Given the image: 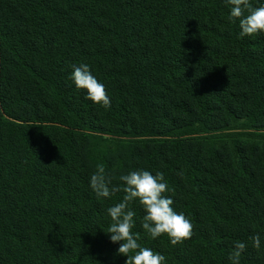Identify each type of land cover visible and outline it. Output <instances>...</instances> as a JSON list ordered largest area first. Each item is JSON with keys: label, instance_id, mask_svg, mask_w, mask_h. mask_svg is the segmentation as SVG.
<instances>
[{"label": "trees", "instance_id": "trees-1", "mask_svg": "<svg viewBox=\"0 0 264 264\" xmlns=\"http://www.w3.org/2000/svg\"><path fill=\"white\" fill-rule=\"evenodd\" d=\"M253 7L264 0H250ZM226 0H0V264H125L107 233L113 186L164 174L193 225L165 264H264V33L241 38ZM88 64L111 101L70 79ZM259 234L261 248L250 237Z\"/></svg>", "mask_w": 264, "mask_h": 264}, {"label": "clouds", "instance_id": "clouds-1", "mask_svg": "<svg viewBox=\"0 0 264 264\" xmlns=\"http://www.w3.org/2000/svg\"><path fill=\"white\" fill-rule=\"evenodd\" d=\"M231 5L228 20L235 23L239 20L241 38L264 33V6L253 7L250 0H226ZM70 79L77 89L86 90L87 99L105 109L110 108L111 101L105 86L92 74L88 64L73 65ZM123 187L111 186V178L106 174L102 164L96 166V171L90 177V187L97 197L109 198L123 191L120 202L110 206L107 213L111 224L107 233L112 243H119L118 255L127 256L125 264H165V256L138 243L139 234L133 233L136 213L130 209V204L138 201L145 210L142 228L152 238L167 235L170 243L175 246L190 239L193 235V225L183 214L177 213L172 205L173 200L164 193L169 191L164 174L157 172L153 175L147 170H136L119 177ZM252 246L261 248L259 234L251 236ZM246 243L236 242L229 255L231 264H240Z\"/></svg>", "mask_w": 264, "mask_h": 264}]
</instances>
